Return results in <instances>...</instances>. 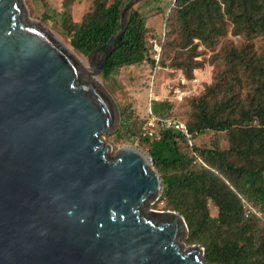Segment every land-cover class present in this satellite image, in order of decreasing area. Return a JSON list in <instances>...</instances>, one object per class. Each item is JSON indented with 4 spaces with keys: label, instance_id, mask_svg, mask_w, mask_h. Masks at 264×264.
Listing matches in <instances>:
<instances>
[{
    "label": "water",
    "instance_id": "obj_1",
    "mask_svg": "<svg viewBox=\"0 0 264 264\" xmlns=\"http://www.w3.org/2000/svg\"><path fill=\"white\" fill-rule=\"evenodd\" d=\"M140 1L88 55L85 79L22 0H0V264H207L200 245L179 242L181 215L145 214L163 192L153 159L130 145L111 157L102 139L119 111L95 77Z\"/></svg>",
    "mask_w": 264,
    "mask_h": 264
},
{
    "label": "trees",
    "instance_id": "obj_2",
    "mask_svg": "<svg viewBox=\"0 0 264 264\" xmlns=\"http://www.w3.org/2000/svg\"><path fill=\"white\" fill-rule=\"evenodd\" d=\"M128 1L93 0L78 22L63 14V36L78 54L88 56L120 30ZM150 11L163 20L157 64L148 41L160 34L146 25ZM228 34L238 42L222 44ZM144 63L153 74L165 68L170 78L180 72L187 80L213 66L211 82L182 102L170 96L149 102L148 115L158 119L174 117V105H183L188 137L163 129L143 136L146 119L120 104L119 124L109 137L115 144L147 148L163 179L154 207L161 203L163 210L183 217L185 243L199 244L207 264H264V224L244 211L247 203L264 212V0L140 1L128 11L126 31L100 75L105 88L114 95L113 75ZM206 132L224 133L227 147L195 145Z\"/></svg>",
    "mask_w": 264,
    "mask_h": 264
},
{
    "label": "rangeland",
    "instance_id": "obj_3",
    "mask_svg": "<svg viewBox=\"0 0 264 264\" xmlns=\"http://www.w3.org/2000/svg\"><path fill=\"white\" fill-rule=\"evenodd\" d=\"M25 7V18L28 21H35L43 25L52 35H54L59 42H61L64 46L70 49L78 59L84 64L86 71L90 73L92 69L89 65L88 56H83L78 54L69 44L67 38H65L62 34V21L63 14L69 13L74 22H78L81 17L88 12L91 7L93 0H22ZM150 15L147 19L146 25L150 28L152 33L159 34L163 30V20L159 15L153 14V11L148 12ZM162 30V31H161ZM230 42L237 43L238 38L232 37L229 34L222 40V44H227ZM201 49V47L199 48ZM218 50V47L217 49ZM212 54L211 51H208L205 56L208 58ZM98 59V58H96ZM213 70L212 65H206L201 70H196L195 75L199 80V89L202 85L209 84L211 82V72ZM85 79L87 76H83ZM96 80L100 83V85L108 92L112 100L115 104H120L123 106H131L136 114L142 118L146 119L144 123V129L146 127L147 115L150 108V94L156 95L157 98H164V87L168 81H170V77L166 74L165 68L158 69L157 71L151 72L150 67L147 64L137 65V66H129L123 67L118 70L113 78L116 84L115 94H111L104 86L101 76L95 77ZM198 89V90H199ZM171 99V98H170ZM118 107V105H117ZM185 108L181 104H175L173 109V115L175 118L184 123V115ZM118 127V126H117ZM117 129V128H116ZM115 129V130H116ZM113 131H109L102 135V139L105 144H108L111 147L109 155L114 157L118 155V151L124 145L134 146L145 153L147 148L141 147L138 143H124V144H115L109 135L113 133ZM157 133L160 131L159 128L154 129ZM193 143L197 146L211 148L215 144H217L221 149L227 147V138L224 133H214V132H206L201 136H198ZM156 170V169H155ZM157 171V170H156ZM156 201L149 203L148 208L144 211L147 216L152 217L153 219H158L157 214H153L151 212H165L169 210H163L162 204L160 203L157 207H154ZM253 208V207H252ZM255 209V208H253ZM258 210V209H255ZM244 211L246 209L244 208ZM259 211V210H258ZM262 211V210H261ZM211 214L214 216L216 211L211 207ZM153 214V215H152ZM251 215V214H250ZM257 216V215H256ZM260 218L261 222L264 224V212H261V216H257ZM187 235H185L184 239L179 238V242L183 245V249L191 246L185 243V239ZM199 245V244H193ZM203 249V248H202ZM204 254V251H202Z\"/></svg>",
    "mask_w": 264,
    "mask_h": 264
},
{
    "label": "built area",
    "instance_id": "obj_4",
    "mask_svg": "<svg viewBox=\"0 0 264 264\" xmlns=\"http://www.w3.org/2000/svg\"><path fill=\"white\" fill-rule=\"evenodd\" d=\"M159 34L160 35L158 37L151 38L148 41V46L150 48V57L156 64L160 59V42L163 37V31ZM199 87L200 85L198 78L195 77L192 80H187L180 72H178L174 78H171L170 81L166 83L163 94L165 97L170 96L169 98H171L172 100L182 102L185 98L196 93ZM151 99L159 98H157L154 94H150V100ZM155 128H159L160 130H173L178 133H184L188 137L185 124L180 120L175 118L158 119L154 115L149 113L143 136H147L149 138L153 137L154 133H156L154 130ZM244 208L246 209V217L250 214L261 216V210H255L247 203L244 204Z\"/></svg>",
    "mask_w": 264,
    "mask_h": 264
},
{
    "label": "bare ground",
    "instance_id": "obj_5",
    "mask_svg": "<svg viewBox=\"0 0 264 264\" xmlns=\"http://www.w3.org/2000/svg\"><path fill=\"white\" fill-rule=\"evenodd\" d=\"M81 63H82V62H81ZM82 64H83V63H82ZM83 65H84V64H83ZM88 75H89V72L87 71V72H86V76L88 77Z\"/></svg>",
    "mask_w": 264,
    "mask_h": 264
},
{
    "label": "crops",
    "instance_id": "obj_6",
    "mask_svg": "<svg viewBox=\"0 0 264 264\" xmlns=\"http://www.w3.org/2000/svg\"><path fill=\"white\" fill-rule=\"evenodd\" d=\"M162 30H163V28H162ZM162 30H161V31H162Z\"/></svg>",
    "mask_w": 264,
    "mask_h": 264
}]
</instances>
